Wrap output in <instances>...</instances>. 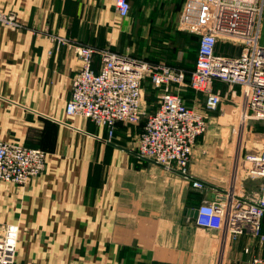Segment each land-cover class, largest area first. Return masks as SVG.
<instances>
[{
    "label": "crops",
    "instance_id": "crops-1",
    "mask_svg": "<svg viewBox=\"0 0 264 264\" xmlns=\"http://www.w3.org/2000/svg\"><path fill=\"white\" fill-rule=\"evenodd\" d=\"M129 1L130 14L121 17L113 0H0V10L14 11L22 22L16 29L0 24V139L46 153L45 169L28 183L0 180V232L7 223L19 224L22 264H217L220 231L198 226L195 212L233 182L231 129L213 125L198 137L190 161L191 173L206 184L198 189L137 153L144 118L159 98L144 94L141 122H119L112 136L106 126L66 112L82 64L77 45L162 60L189 79L196 55L186 62L184 43L192 31L177 25L185 0H166L159 31L179 47L169 49L164 40L155 58ZM62 37L72 45L59 43ZM101 62L96 54L93 67ZM187 87L180 93L188 105L205 101ZM223 111L232 114L231 104ZM233 186L248 194L260 180L239 176ZM253 240L244 234L230 240L228 250L247 253L253 243L252 258L261 254Z\"/></svg>",
    "mask_w": 264,
    "mask_h": 264
},
{
    "label": "built area",
    "instance_id": "built-area-1",
    "mask_svg": "<svg viewBox=\"0 0 264 264\" xmlns=\"http://www.w3.org/2000/svg\"><path fill=\"white\" fill-rule=\"evenodd\" d=\"M113 1L119 16L130 14L129 0ZM263 8L264 0H186L179 26L200 35L189 79L183 69L162 60L139 59L90 45L76 46L82 64L71 80L67 114L106 126L112 136L119 122H141L144 83L149 81L160 92L159 105L145 118L137 153L167 170L177 171L195 188L206 187L191 173L190 161L198 137L207 132L208 112L231 104L232 112L237 113L233 182L196 208L197 225L221 233L217 264H223L230 240L244 234L254 239L255 245L264 246V142H242L249 119L264 122V46L259 44ZM0 24L22 27L14 11L0 10ZM57 40L72 45L66 38ZM218 42L233 43L231 53L219 52ZM96 54L102 56L98 69L93 67ZM216 81L227 85L229 93L224 94ZM184 86L204 97V108L185 102L180 93ZM45 166V150L0 139V180L23 185L43 172ZM239 176L259 179V188L248 194L236 191L233 184ZM19 236L18 223L3 226L0 264H22L17 260ZM252 244L245 246V252L252 251ZM250 264H264V256L253 255Z\"/></svg>",
    "mask_w": 264,
    "mask_h": 264
},
{
    "label": "rangeland",
    "instance_id": "rangeland-1",
    "mask_svg": "<svg viewBox=\"0 0 264 264\" xmlns=\"http://www.w3.org/2000/svg\"><path fill=\"white\" fill-rule=\"evenodd\" d=\"M132 1H133L132 2L133 12L135 15L134 17H136V20H137L136 26L139 29L138 31L142 30V32H145L148 30L147 39H148V46H149L148 52L150 56L152 55V53L157 54V51H158L157 47L162 46L164 43L163 42L164 40H166L165 42H166V45L168 44L169 49H175L176 47H179L178 42L175 40V38L172 35L165 36L159 31L160 26L162 25V17H163L164 5H165L166 0H132ZM185 1L183 2V6L185 4ZM177 25L179 27V22ZM192 33L195 34L196 32L192 31ZM192 33L190 36L185 38L184 60L187 62L188 57L193 59L196 55V57L194 58L195 60H193L194 63L192 66V68H194L196 64L197 56H198V51L200 48V35L197 33L199 37L197 41V39L192 36ZM232 44L233 43L231 42H227V43L218 42L217 43L218 51L219 52H225V51L230 52L232 50V47L234 46ZM259 44L264 46V8H263V14H262V20H261L260 32H259ZM239 47L240 46L238 45V48ZM174 54H176V51L174 53V50H173V55ZM152 56H154V58L157 57L156 55H152ZM143 59L150 60V58L148 59L143 58ZM146 82H145L146 87L144 88V94L146 95V93L148 92L147 93L148 97L155 96L156 100H158L160 92L157 89H155L149 81H146ZM224 87L225 88H222L223 93L224 94L227 92L229 93L227 85H224ZM183 88H188V87L184 86L182 87V89ZM204 102L205 101L203 100V98L198 97L195 100L194 105H196L199 108H204ZM224 103H226V101ZM236 114L237 113L234 114L232 112L231 114L230 112H228V114L225 115L223 111V106L218 108L215 111L208 112V117H209L208 127L210 128L211 126V128H213V125H222L224 132H228V134L230 132L229 130L231 129L233 137L230 142H237L236 134L234 132V124H236L238 120ZM143 118L144 116L142 115V119ZM245 126H246L245 127L246 131H245L244 139L242 142H254V140L255 141L260 140L264 142V122L263 121L249 119L248 122H246ZM204 134H206V132ZM249 145L251 146L250 143ZM254 247L256 246L254 245ZM258 247H259V252H261V254L259 253V255L264 254V246L262 247L258 246ZM218 250H219L218 253H221V233H220V248L218 247ZM230 251H231L230 247H229V250H228V247H226V250L223 256V264H248V262H250L251 258L249 254L240 252V250L236 251V253H232Z\"/></svg>",
    "mask_w": 264,
    "mask_h": 264
},
{
    "label": "water",
    "instance_id": "water-1",
    "mask_svg": "<svg viewBox=\"0 0 264 264\" xmlns=\"http://www.w3.org/2000/svg\"><path fill=\"white\" fill-rule=\"evenodd\" d=\"M197 213V211L195 212V214Z\"/></svg>",
    "mask_w": 264,
    "mask_h": 264
}]
</instances>
